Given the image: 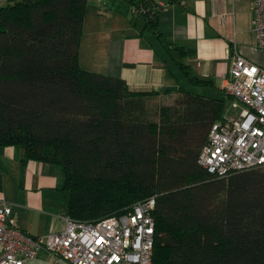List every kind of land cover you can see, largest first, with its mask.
Listing matches in <instances>:
<instances>
[{
  "label": "trees",
  "instance_id": "1",
  "mask_svg": "<svg viewBox=\"0 0 264 264\" xmlns=\"http://www.w3.org/2000/svg\"><path fill=\"white\" fill-rule=\"evenodd\" d=\"M86 3L0 6V147L60 166L62 213L74 220L118 215L153 197L152 264H264V166L217 176L197 161L231 97L179 89L157 105L164 91H132L82 68ZM157 15L144 13V27L162 38ZM185 77L211 84L188 70Z\"/></svg>",
  "mask_w": 264,
  "mask_h": 264
},
{
  "label": "crops",
  "instance_id": "2",
  "mask_svg": "<svg viewBox=\"0 0 264 264\" xmlns=\"http://www.w3.org/2000/svg\"><path fill=\"white\" fill-rule=\"evenodd\" d=\"M253 1L166 0L156 18L163 37L157 38L144 27L142 16L132 15L124 0H87L79 64L89 71L119 77L136 92L157 90L170 96L179 89L189 90L193 84L185 70L211 81L199 87L224 92L235 52L264 67V48L258 46L252 30ZM174 46L188 51L181 54L172 49ZM231 103L230 98L225 117L233 108ZM63 181L60 166L37 160L23 162L18 147H0V200L10 202V220L27 234L45 237L64 229ZM29 261L57 264L45 247Z\"/></svg>",
  "mask_w": 264,
  "mask_h": 264
},
{
  "label": "built area",
  "instance_id": "3",
  "mask_svg": "<svg viewBox=\"0 0 264 264\" xmlns=\"http://www.w3.org/2000/svg\"><path fill=\"white\" fill-rule=\"evenodd\" d=\"M133 16L157 12L166 0H127ZM252 30L264 48V0L253 1ZM223 90L238 108L234 118L214 122L201 147L198 163L208 172L225 176L264 166V67L235 52ZM153 197L135 202L121 214L95 221L64 216V229L33 237L10 220L11 204L0 200V264H23L45 247L70 264H152L155 220Z\"/></svg>",
  "mask_w": 264,
  "mask_h": 264
},
{
  "label": "rangeland",
  "instance_id": "4",
  "mask_svg": "<svg viewBox=\"0 0 264 264\" xmlns=\"http://www.w3.org/2000/svg\"><path fill=\"white\" fill-rule=\"evenodd\" d=\"M8 0H0V6H4L7 3ZM125 3H127L129 9L131 8V6L129 5L130 3L127 0H124ZM142 20V18H140ZM140 20V21H141ZM189 90L191 92H195V93H200L203 95H221L224 96V92L221 89H208V88H202L199 86H190ZM174 95H170V96H166V95H160V96H156L155 99L152 100V102L154 104L157 105H166V104H170L173 100ZM229 112H227V117H232V116H236L238 113L237 108H229ZM51 257H53L55 259V261H57V264H68L65 260L61 259V258H56L54 256L51 255ZM31 261L26 262L25 264H30ZM45 264H50V262H46Z\"/></svg>",
  "mask_w": 264,
  "mask_h": 264
}]
</instances>
